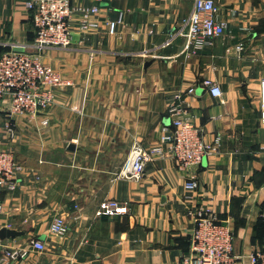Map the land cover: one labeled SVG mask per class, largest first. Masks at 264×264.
Listing matches in <instances>:
<instances>
[{"label":"crops","instance_id":"crops-1","mask_svg":"<svg viewBox=\"0 0 264 264\" xmlns=\"http://www.w3.org/2000/svg\"><path fill=\"white\" fill-rule=\"evenodd\" d=\"M27 1L0 0V54L32 45ZM213 1L225 33L194 52L172 39L194 0L71 1L98 7L97 29L80 33L76 12L71 46L48 48L41 60L73 85L56 89L36 117H14L11 139L0 120V149L22 166L16 190L0 189V230L20 233L2 243L25 254L8 264H181L194 229L188 213L199 206L230 224L239 264H250L264 246V0ZM190 88L188 116L205 143L220 144L196 169L198 188H187L191 172L156 155L140 181L116 179L133 144L166 151L167 108ZM105 200L128 213L96 217ZM55 216L65 220L63 237L49 231Z\"/></svg>","mask_w":264,"mask_h":264},{"label":"built area","instance_id":"built-area-1","mask_svg":"<svg viewBox=\"0 0 264 264\" xmlns=\"http://www.w3.org/2000/svg\"><path fill=\"white\" fill-rule=\"evenodd\" d=\"M72 0H29L25 3L32 15L34 41L23 52L10 51L0 54V120L3 129L11 139L15 135L13 119L16 116L36 117L50 107L55 99L54 91L71 87L70 80L63 77L49 65L42 62V52L48 48H69L72 44L71 21L77 12L78 31L82 34L93 32L98 25L93 17L98 7H75ZM218 7L213 0H194L193 8L183 21L181 28L172 39L181 36L185 40V49L192 52L209 45L212 40L221 37L226 30V23L217 20ZM117 23H108V33L114 34ZM240 49V48H239ZM210 95L219 98L220 89L206 81ZM193 88L177 96L167 108L171 127L161 138L162 146L149 151L138 144H133L125 158L116 179L140 181L145 174V166L153 156L169 157L177 167L191 172L187 183L189 191L198 188L196 169L202 161L218 151L219 138L213 144L205 143L201 129L188 116L187 96L194 95ZM260 122L264 125V83L260 111ZM42 124H46L43 121ZM22 166L16 161L11 150L0 149V189L13 192L18 185V176ZM0 205V213H1ZM128 213L125 204L114 200H105L98 206L96 217H114ZM192 216L194 229L190 235L189 248L181 258V264H239L240 258L234 253V233L230 224L220 221L207 207H197L188 213ZM49 231L63 237L67 233L65 220L61 216L52 218ZM33 249L42 251L43 244L32 241ZM24 253L5 249L0 240V264L22 259ZM250 264H264V246L250 255Z\"/></svg>","mask_w":264,"mask_h":264},{"label":"water","instance_id":"water-1","mask_svg":"<svg viewBox=\"0 0 264 264\" xmlns=\"http://www.w3.org/2000/svg\"><path fill=\"white\" fill-rule=\"evenodd\" d=\"M15 51L18 52H23L22 49H16ZM20 233L13 231V230H8V229H1L0 230V240L3 241L4 239H9L13 237L19 236Z\"/></svg>","mask_w":264,"mask_h":264}]
</instances>
